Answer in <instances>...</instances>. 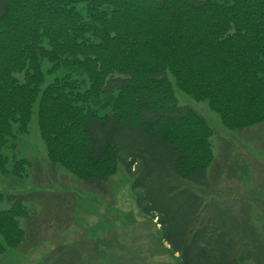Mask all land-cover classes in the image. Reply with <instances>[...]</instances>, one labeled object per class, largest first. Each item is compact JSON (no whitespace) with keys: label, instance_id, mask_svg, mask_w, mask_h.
I'll use <instances>...</instances> for the list:
<instances>
[{"label":"trees","instance_id":"trees-1","mask_svg":"<svg viewBox=\"0 0 264 264\" xmlns=\"http://www.w3.org/2000/svg\"><path fill=\"white\" fill-rule=\"evenodd\" d=\"M45 62L48 73H70L42 89ZM177 89L207 100L230 130L264 123V0H0L1 173L27 175L31 161L14 157L9 170L5 149L16 148V130L29 131L38 102L48 158L96 189L106 191L118 170L124 138L135 188L154 174L168 192L186 187L172 177L192 191L204 186L217 164L215 131L180 105ZM22 197L0 192V205L11 203L0 207V255L27 237L20 219L31 211ZM198 205L179 240L167 231L170 221L155 216L182 264H264L260 218L242 211L226 225L201 219ZM63 251L48 262L72 264L76 253L62 259Z\"/></svg>","mask_w":264,"mask_h":264},{"label":"rangeland","instance_id":"rangeland-1","mask_svg":"<svg viewBox=\"0 0 264 264\" xmlns=\"http://www.w3.org/2000/svg\"><path fill=\"white\" fill-rule=\"evenodd\" d=\"M43 67L46 77L42 89L54 77L70 73H48L47 62ZM73 78L87 80L85 75L74 74ZM81 86L83 90L85 82ZM176 95L181 106L198 111L215 131L212 143L219 166L215 164L205 185L195 186L193 191L187 182L172 177V183L186 187L168 192L160 186L156 174L145 186L135 188V177L123 159L130 150L128 138L122 142L119 167L107 182L106 191L85 183L48 158L39 133L36 102L29 131L16 130V148L5 149L9 170L14 157L31 161L27 175L23 179L0 172V192L23 196L31 211L29 218L20 219L27 237L20 246L2 253L0 264H51V255L64 248L62 259L76 253L70 257L72 264H182L180 252L176 253L164 238L155 216L163 215L170 221L167 231L179 240V232L194 208L199 209L201 200V219L210 216L218 223L235 226L245 211L264 225V123L230 130L207 100H196L180 89ZM140 145L148 148L150 157L158 156L153 144L142 141ZM10 204L5 201L0 207Z\"/></svg>","mask_w":264,"mask_h":264}]
</instances>
